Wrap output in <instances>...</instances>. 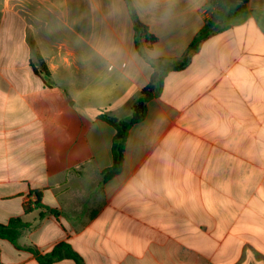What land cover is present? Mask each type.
I'll return each mask as SVG.
<instances>
[{
    "label": "crops",
    "instance_id": "1",
    "mask_svg": "<svg viewBox=\"0 0 264 264\" xmlns=\"http://www.w3.org/2000/svg\"><path fill=\"white\" fill-rule=\"evenodd\" d=\"M214 1L103 181L116 131L100 116L129 119L142 85L84 59L72 24L84 0H0V224L27 225L20 249L0 239V264H40L23 248L61 243L82 264H264V0L217 21ZM81 111L99 114L93 127Z\"/></svg>",
    "mask_w": 264,
    "mask_h": 264
},
{
    "label": "clouds",
    "instance_id": "2",
    "mask_svg": "<svg viewBox=\"0 0 264 264\" xmlns=\"http://www.w3.org/2000/svg\"><path fill=\"white\" fill-rule=\"evenodd\" d=\"M206 4L207 0H84L83 10L72 21L74 28H80L75 43L86 61L106 73L142 85L141 92L154 90L159 81L178 71L174 62L191 59L193 15H203ZM213 22L205 20V27ZM219 42L220 37L213 38L210 32L198 46L205 63L210 65L217 57ZM97 115L80 112L89 128ZM90 155L86 151L79 159Z\"/></svg>",
    "mask_w": 264,
    "mask_h": 264
},
{
    "label": "trees",
    "instance_id": "3",
    "mask_svg": "<svg viewBox=\"0 0 264 264\" xmlns=\"http://www.w3.org/2000/svg\"><path fill=\"white\" fill-rule=\"evenodd\" d=\"M249 1L248 0H215L214 5L217 8V13L215 15V20L217 21L220 17L224 16L227 12H245L247 11ZM42 62V60L39 58ZM189 60H185L181 63L174 64L179 70L185 68ZM43 75L46 78L50 77V73L43 66ZM163 81H159L155 89H144L141 92L139 99L133 106L132 116L129 119L119 120L112 116L101 114L100 119L112 125L116 131L113 140V153H114V166L112 169L107 170L103 173V181L110 180L114 176L118 175L122 169L124 162V153L127 145V140L129 137L130 130L135 126L140 124L147 114V107L150 100L160 94L161 88L163 86ZM37 202L40 201L42 193L40 191L35 193ZM30 205H25V210L28 212ZM27 225L19 218L12 219L8 224H0V239H5L15 245L17 248L18 240L21 236V232ZM36 255L37 261L40 264H52L54 261L62 259H73L77 264H82L81 258L73 251L68 243H61L56 245L52 251L45 256L37 255L36 251L31 248H23Z\"/></svg>",
    "mask_w": 264,
    "mask_h": 264
},
{
    "label": "rangeland",
    "instance_id": "4",
    "mask_svg": "<svg viewBox=\"0 0 264 264\" xmlns=\"http://www.w3.org/2000/svg\"><path fill=\"white\" fill-rule=\"evenodd\" d=\"M215 10H216V12H215V13H217V11H218V10H217L216 6H215Z\"/></svg>",
    "mask_w": 264,
    "mask_h": 264
}]
</instances>
